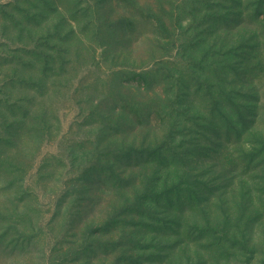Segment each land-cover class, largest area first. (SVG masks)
Returning a JSON list of instances; mask_svg holds the SVG:
<instances>
[{
  "label": "rangeland",
  "instance_id": "rangeland-1",
  "mask_svg": "<svg viewBox=\"0 0 264 264\" xmlns=\"http://www.w3.org/2000/svg\"><path fill=\"white\" fill-rule=\"evenodd\" d=\"M0 264H264V0H0Z\"/></svg>",
  "mask_w": 264,
  "mask_h": 264
}]
</instances>
